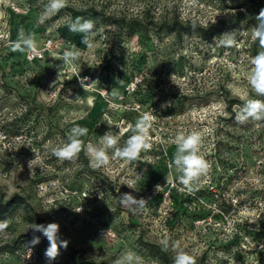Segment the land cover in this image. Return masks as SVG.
Wrapping results in <instances>:
<instances>
[{"label":"rangeland","instance_id":"374dc122","mask_svg":"<svg viewBox=\"0 0 264 264\" xmlns=\"http://www.w3.org/2000/svg\"><path fill=\"white\" fill-rule=\"evenodd\" d=\"M46 4L0 0V192L27 200L7 218L0 264H73L61 251L49 261L21 237L32 223L52 222L106 264L128 251L142 264H175L165 239L196 264H264V122L235 121L248 99L264 100L249 83L261 50L251 28L264 0H67L39 23ZM76 17L96 23L91 49L68 28ZM223 20L232 28L211 33ZM175 22L189 29L159 28ZM20 29L35 37L34 51L11 50ZM233 31L237 45H220ZM65 50L80 56L75 71L60 73ZM145 115L150 149L131 162L110 149L108 165L90 166L88 144L113 130L123 147ZM77 125L88 130L77 158H56L52 148ZM193 132L210 168L189 192L170 163L176 136ZM124 193L146 199L145 208L122 206Z\"/></svg>","mask_w":264,"mask_h":264},{"label":"clouds","instance_id":"9594fccd","mask_svg":"<svg viewBox=\"0 0 264 264\" xmlns=\"http://www.w3.org/2000/svg\"><path fill=\"white\" fill-rule=\"evenodd\" d=\"M67 6V0H47L44 10L40 14L39 23H43L49 16L56 14L62 8ZM257 24L251 28V39L259 42L260 51L252 58V71L249 77V83L257 95L264 96V8H262L256 16ZM68 28L72 32L82 34L81 43L87 48L91 49L94 44L93 37L96 35V23L91 19H83L76 17L74 21L68 24ZM219 43L225 47H233L237 45L235 38V31L225 33L219 39ZM37 42L35 37L29 33L24 34L23 29L18 31L17 40L12 42L11 50L13 52H24L28 50L32 52L36 49ZM80 52L78 50H65L60 59L63 61V69L66 66L72 67L75 71L74 64L78 61ZM59 73V74H60ZM79 76V73H78ZM86 79V78H85ZM85 81L81 80L82 83ZM249 120L255 122H264V100L248 99L242 107L236 111L235 121L238 124H246ZM151 127L150 118L145 115L138 120L133 127V135L129 137L123 147L119 146V132L109 130L100 136L99 142L96 145L88 144L86 153L90 156V166L93 169H99L109 164L110 156L109 150H114L113 154L117 158L127 160L129 162L138 159L141 150H148L151 144L148 142L149 129ZM87 128L82 126H74L70 129L67 136V142L63 146L53 147L52 154L60 160L73 161L77 158L83 145L80 139L87 135ZM177 150L170 163V167H175L177 172L181 173L179 176V183L184 186L189 192L194 190V184L199 179L206 175L210 165L199 155V146L202 143V137L199 132H193L188 135L179 134L175 138ZM29 162V167H30ZM135 184V181L131 182ZM159 185L156 186L157 190ZM104 193H100V198L103 199ZM122 206L128 208L130 211L137 212L145 208L147 200L144 198H136L130 193H124L119 197ZM9 227V220H0V238H7V229ZM34 231L40 232L49 242V247L45 251V256L49 261L55 260L60 254V248H67L68 241L60 239V226L58 223L52 222L48 224L32 223L30 226ZM40 243V237L34 236L29 242L31 246ZM164 250L176 252L175 264H196L194 256L182 249L179 242H174L169 245V241H163ZM30 249V248H29ZM114 264H142V258L132 251L122 253Z\"/></svg>","mask_w":264,"mask_h":264},{"label":"trees","instance_id":"16d2710c","mask_svg":"<svg viewBox=\"0 0 264 264\" xmlns=\"http://www.w3.org/2000/svg\"><path fill=\"white\" fill-rule=\"evenodd\" d=\"M229 7H233L230 6ZM245 15L240 12L239 18H244ZM129 25V24H128ZM231 22H227L226 20L221 21L219 25L212 26L213 30L211 33H215L216 31H222L224 29L232 28ZM131 26V25H129ZM160 29H167V30H184L189 29L186 26H183L179 22H175V24L172 25H161L159 27ZM201 33L203 35L208 34L207 28H199ZM27 206V200L26 198L19 194V193H13L9 197H5V195L0 192V220H4L9 218L14 211L19 207H26ZM43 221V220H42ZM61 240H66L65 236L61 233H59ZM34 236L40 237V243L36 246L38 247V253L41 256H45V251L49 247V242L46 237L43 236L42 233L34 231L33 229L29 230L27 233L23 234L21 237H25L24 240L31 241ZM9 244H3L0 246V250H6L8 248ZM60 251L65 255V257L71 261L73 264H106L103 261H95L92 259L86 258L78 249L73 247L71 244L68 243L67 248H60Z\"/></svg>","mask_w":264,"mask_h":264},{"label":"built area","instance_id":"2783aa9c","mask_svg":"<svg viewBox=\"0 0 264 264\" xmlns=\"http://www.w3.org/2000/svg\"><path fill=\"white\" fill-rule=\"evenodd\" d=\"M85 78H86V79H91V76L88 75V74H86V75H85ZM31 256H32V253L29 252V253H28V257H31Z\"/></svg>","mask_w":264,"mask_h":264}]
</instances>
